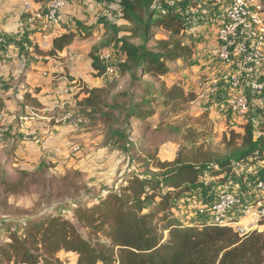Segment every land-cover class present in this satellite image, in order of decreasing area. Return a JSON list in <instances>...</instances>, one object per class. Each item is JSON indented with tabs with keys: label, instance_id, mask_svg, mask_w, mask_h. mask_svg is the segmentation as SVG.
<instances>
[{
	"label": "trees",
	"instance_id": "obj_1",
	"mask_svg": "<svg viewBox=\"0 0 264 264\" xmlns=\"http://www.w3.org/2000/svg\"><path fill=\"white\" fill-rule=\"evenodd\" d=\"M118 5V16L125 24H104V38L92 47L90 60L96 78L101 77L104 68L97 53L113 49L120 57L119 75L128 76L136 89L124 95L129 98L122 108L124 130L110 127L104 141L105 146L128 151L132 145L127 134L131 118L145 122L153 116L152 104L157 101L164 107L189 101L181 87L168 88L160 79L179 61L188 63L194 49L186 39L189 22L168 0H119ZM157 32L165 38L156 39ZM77 38L82 35L73 30L54 37L51 50L44 54L61 52ZM83 93L76 103L83 120L93 115L109 117L104 111L112 108L107 103L108 88L85 86ZM27 101V107L39 108ZM253 119L240 127L241 134L229 133L223 153H201L197 149L191 156H179L171 163L157 162L159 172H129L123 186L97 195L78 183V172L46 178L54 168L47 158L41 160L39 171L17 169L11 180L0 167V185L5 193H27L30 187L45 184L50 197L61 199L59 207H73L74 220L50 213L14 224L0 223L5 238L0 244V264H60L55 260L60 252L75 255V264H264V233L239 237L232 229L207 220L194 222L188 214V207L196 210L210 201L201 200L194 207L192 198L200 186L205 190L212 182L224 185L232 177L242 185L243 172L257 170V164L264 162V124H256ZM18 123L12 137L20 128ZM54 181L58 185L53 189ZM207 195L206 199L210 197ZM180 201H185L183 212L177 208ZM80 230L87 231V236Z\"/></svg>",
	"mask_w": 264,
	"mask_h": 264
},
{
	"label": "rangeland",
	"instance_id": "obj_2",
	"mask_svg": "<svg viewBox=\"0 0 264 264\" xmlns=\"http://www.w3.org/2000/svg\"><path fill=\"white\" fill-rule=\"evenodd\" d=\"M262 2L264 6V0ZM186 3V6H181V3L175 5H177L178 8L187 7L186 9H194V6L198 5L199 1L187 0ZM195 15L197 17V14ZM115 19L118 25L125 24V22L120 19L118 14ZM185 20L187 21L186 17ZM199 21L200 20L196 19L188 20L190 26L193 24L195 27L203 24ZM217 27L218 24L216 23V28ZM80 28L83 33L88 31V29L84 26H81ZM196 31L199 30H194V33ZM190 33V31L186 32V39H189L191 35ZM87 35L85 34L81 39H85ZM97 37L99 38L94 46H96L104 38V35L101 37L97 35ZM163 38H165V34L161 32L156 33V39ZM194 42L196 44L199 43L196 39H194ZM85 49L86 53L84 55L83 67L86 68L84 76L88 81V87L108 88L110 96L107 103L112 108L104 110L109 114L108 118H102L99 115H93L89 118L85 117L83 134L87 136L85 139L88 138L91 141V144H88L85 147L83 143L79 142V144L83 147L84 152H82L81 158L80 156L73 157L70 155L69 159H72L71 165H66L65 163L64 165L58 166L57 163L53 164L49 162L54 166V168L45 174L46 178L52 176V178L58 179L67 173L78 172L80 174L78 183L84 184L87 189L90 190V194L97 195L99 193L101 194L103 191L115 190L118 187L123 186L125 176L129 172L136 171L140 175L159 172L158 167L156 166L157 162L171 163L179 156L182 158L186 155L191 156V154L197 151V149H200L201 153H223L225 150L224 140L229 138V133L233 131L237 134H241L242 131L240 130L242 129H240V127H242L250 118H254L253 120L256 124H264V91L252 92L245 87L246 84L251 81L264 82V75H262L264 62L258 67L259 70L251 66L245 67L250 70L251 77L244 80V74H240V87L236 93L230 92L229 87L226 88L227 95L224 98V102L236 98L237 96H241L248 102V111L244 115L232 116V112L229 108H227V104L225 103L224 106H226V114L224 122L223 119L217 120L211 116L212 112L218 110V108L216 110L213 109V111L210 110L209 106L211 104L210 102H203L205 97H203L202 94L204 93L203 87L206 83L212 80H222L224 75L229 72H225L224 75L219 73L218 76L213 77L204 75L200 80L194 81V83H192L190 78H188V81L185 82L187 77L183 74L184 65L182 64L179 66H172V72L169 75L162 77L160 79V83H164L168 88L173 85H178L188 95L189 101L178 102L165 107L161 105V101L154 102L152 104V111H154V114L151 118L145 122L134 118L130 119L128 126L129 131H127V134L132 145L129 146L128 151H122L105 146L104 141L106 132L110 127L111 129L124 130L122 108L126 106L129 99L125 98L124 95L127 92H136V89H133L128 76L122 77L119 75L117 65L120 57L116 51L110 49L113 63H115L114 65L116 66V72L113 75H102L101 77L96 78V72L92 69L91 64L86 66L90 56V53H88L90 46L87 45V48L85 47ZM210 55L211 58L209 60L212 61L211 63L213 66H215L214 63H217L222 68L229 67L228 69H231L232 67H236L232 64L227 65L219 61L216 53L215 55ZM238 59L239 57H234V61H237ZM201 80L203 82L201 83V86H199L198 84ZM79 81L82 82L81 80ZM84 85L87 86L85 83ZM221 85H224L223 82ZM221 85L217 87L218 89L214 93H208V99L210 101L213 100V97L221 91L219 89ZM201 96L202 98H199ZM77 102L78 101H75L74 104L66 105L62 109H55L51 115H58L61 110L77 114ZM215 102H217V100L212 104H216ZM103 121L106 123L105 125ZM7 130L9 134L11 127H7ZM7 137H4L3 141L0 142V167L3 171H5L6 177H10L9 180L14 179L16 177L15 171L17 169H23L28 172L39 171L41 162L32 168H22L15 165L16 162H14L13 153L9 150L10 145L5 143ZM73 143H71L70 146ZM240 173L242 172L240 171ZM243 173L245 175L243 178H247L248 171ZM232 178H230V182L224 185L212 182L211 187L205 190H203L200 186L198 188L199 191H194V196L192 198L194 201V207L197 202H200L201 200H213L216 195L222 191H234L238 193L239 188H241L242 185L236 183L237 177ZM52 184L53 189L58 185L55 181ZM44 185L32 186L29 188L27 193L21 192L14 195L5 193L4 187L0 185V223L14 224L28 218L50 213L66 217L67 219L74 221L73 207H59V203H62L61 199H56L54 196L50 197L48 190ZM54 193L56 192H53V194ZM208 193L210 197L206 199L205 197L208 196ZM62 201H64V199ZM181 210L182 212L184 211L183 209ZM195 212V209L188 208V214H191L194 217V221L195 218L198 217L195 215ZM2 229L3 228H1L0 224V244L3 240H5L4 231ZM80 231L84 236H87V231ZM258 233H264V227L260 228ZM100 240L103 243L107 242L104 238H100ZM76 259L75 255L64 252L58 253L55 257V260H57L60 264H75Z\"/></svg>",
	"mask_w": 264,
	"mask_h": 264
},
{
	"label": "crops",
	"instance_id": "obj_3",
	"mask_svg": "<svg viewBox=\"0 0 264 264\" xmlns=\"http://www.w3.org/2000/svg\"><path fill=\"white\" fill-rule=\"evenodd\" d=\"M168 1L177 13L184 18L186 17L187 21L196 19L203 23L196 27L192 24L188 30L191 32L189 40L194 49L192 59L188 63L180 61L177 63L178 66L184 65L183 74L187 77L185 82L188 81V78L194 83L204 75L213 77L218 76L219 73L224 75L225 72H236L238 70L237 64L241 61L240 58L236 61L237 64H235L236 62L232 64L237 68L232 67L231 69H228L229 67L222 68L217 63H214L215 66H213L212 61L209 60L210 54L215 55L218 45L216 23L224 12L225 7L222 1L198 0L200 4L194 6V9L178 8L175 5L181 3V6H186L187 0ZM48 2L49 0H0V37L4 41V45L0 47V104L4 109L0 111V125L11 127L5 143L10 145L9 150L14 149L12 153L14 162H16L15 165L22 168H32L38 165L43 158H47L53 164L57 163L58 166L65 163L71 165L72 159H69L70 144L81 142L85 147L91 144L88 138L85 139L87 136L83 133H71L69 129L54 126L49 122L51 113L56 108L59 109L64 104L75 103L70 98L57 96L54 90L64 87L65 81L73 78L81 80L88 87V81L84 76L86 68L83 67L85 47L90 46L88 53H91L92 46L99 38L97 35L101 37L105 33V23L118 25L115 19L118 14L117 10L108 14L105 7L114 3L118 8L119 0H66V7L62 11V23L59 28L55 29L52 38L70 30L79 31L82 36L88 35L83 40L77 38L61 52L48 56L44 53L51 50V45L47 50L38 49L36 45L39 41V35L36 32L38 29L35 30V26L38 24L36 23L35 26L29 24L30 14L24 8V5L28 3L31 5L32 11L41 10L45 12ZM81 26L87 28L88 31L83 33ZM194 30L199 31L194 33ZM194 39L199 43L196 44ZM89 64H91L90 56L86 66ZM240 72L244 74V80L251 77L248 68H242ZM262 75H264V69ZM202 80L199 81V86H201ZM222 82L224 85H221ZM207 84L203 87L202 96L205 97L203 102H210L209 107L212 111L218 108L212 112L211 116L217 120L223 119L224 122L226 114L224 98L227 95L226 88L228 85L223 79H219L218 86L221 85L219 87L221 91L210 101L206 89ZM245 87L247 88V84ZM26 100L38 104L39 108L27 107ZM216 100V104H212ZM23 114L25 116L21 117ZM231 115L235 114L232 113ZM17 117L19 121H16ZM17 123L20 128L17 134L12 137ZM26 130L36 132L41 144L35 145L32 142L22 141V134ZM79 156L81 158L82 153L73 157ZM262 163L264 164V162ZM262 169L259 167L258 172ZM184 204L185 201H180L177 207L179 212L186 208ZM191 219L194 221V217L191 216ZM201 220L200 217H197L194 222Z\"/></svg>",
	"mask_w": 264,
	"mask_h": 264
},
{
	"label": "built area",
	"instance_id": "obj_4",
	"mask_svg": "<svg viewBox=\"0 0 264 264\" xmlns=\"http://www.w3.org/2000/svg\"><path fill=\"white\" fill-rule=\"evenodd\" d=\"M224 5V12L218 18L216 32L217 49L216 56L224 64H234V57L241 61L237 64L238 70L223 77L230 88V92L236 93L240 87L241 69L251 66L258 69L264 62V6L263 0H220ZM66 7V0H49L47 10L32 11L31 5H24L25 11L30 14L28 22L35 26L39 41V50H47L50 46L55 29L62 23V11ZM116 5L108 4L105 10L108 14L114 13ZM4 45L0 37V47ZM98 61L104 68V75H113L116 66L112 60L110 49H103L97 53ZM66 85L56 88L57 96L67 97L74 101H80L84 97V83L78 79L66 80ZM219 80H212L207 84V92L214 93L217 90ZM247 88L252 92L264 91V82L251 81ZM77 95V97H76ZM227 107L235 115H244L248 111V102L241 96H237L226 102ZM64 104L61 108L62 109ZM58 109V108H56ZM49 122L54 126L69 129L71 133L82 134L84 132V120L79 114L61 110L58 115H51ZM8 133L7 127L0 125V142ZM22 141L40 145L41 140L36 132L24 131ZM69 154L79 155L83 147L79 143H73L69 148ZM248 170V176L243 180L239 192L222 191L213 200L200 204L196 208L195 215L210 224L232 229L239 237H245L253 232H259L264 227V164L258 163L257 168Z\"/></svg>",
	"mask_w": 264,
	"mask_h": 264
}]
</instances>
